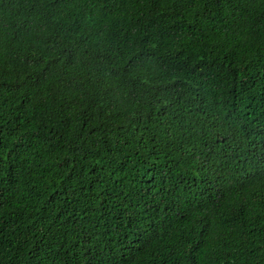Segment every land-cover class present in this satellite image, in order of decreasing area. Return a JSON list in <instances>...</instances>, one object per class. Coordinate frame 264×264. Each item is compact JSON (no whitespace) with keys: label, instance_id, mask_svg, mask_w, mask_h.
I'll return each instance as SVG.
<instances>
[{"label":"trees","instance_id":"16d2710c","mask_svg":"<svg viewBox=\"0 0 264 264\" xmlns=\"http://www.w3.org/2000/svg\"><path fill=\"white\" fill-rule=\"evenodd\" d=\"M0 264H264V0H0Z\"/></svg>","mask_w":264,"mask_h":264}]
</instances>
